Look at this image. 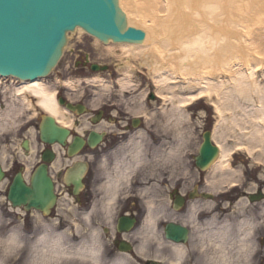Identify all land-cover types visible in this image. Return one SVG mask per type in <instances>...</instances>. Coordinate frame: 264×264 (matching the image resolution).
<instances>
[{
    "label": "bare ground",
    "instance_id": "bare-ground-1",
    "mask_svg": "<svg viewBox=\"0 0 264 264\" xmlns=\"http://www.w3.org/2000/svg\"><path fill=\"white\" fill-rule=\"evenodd\" d=\"M120 6L127 15L129 26L140 27L139 29L145 33V38L140 43L116 44L113 42L104 45L106 54L118 58L122 63L121 68H125L124 78L116 82L120 88L121 99L128 106H132L135 102L132 91L137 88L133 75L142 71V68L147 69L149 76L152 77L154 94L165 105L161 111L160 122H163L159 125L161 132L164 133L168 130L166 133L168 136H172L171 140H175L178 142L177 144L181 145L191 136L190 132L184 131V124L189 121L188 113L191 108L199 105L203 100H206L214 108L219 120L214 127L211 140L216 143L220 152L213 164L204 169L205 171L199 169L201 175L206 176V173L210 172L209 176L207 174L206 191L214 198H217V195L221 194L220 192L223 190H228L230 187L235 189L237 184L241 185L242 179H244L241 172L243 174L244 168L253 167L255 171L263 169L264 0H120ZM77 31L83 34V30L79 28L67 33L63 57L68 49L70 35ZM95 40L97 44H100L98 39L95 38ZM131 58L137 61L138 71L135 70L136 67L132 66L133 64L131 65ZM101 67L104 68V66ZM96 72L105 73L106 70L100 68ZM87 81L94 87H104L106 90L111 87V83L108 84L102 75ZM79 83L80 81H78ZM76 84L72 81L62 83L68 89H75ZM0 94L4 96L5 100V105L2 102L0 105V167L2 169H0L2 171L0 185L7 180L5 172L7 167L4 162L6 152L3 149V143L5 141L6 146L8 140L6 137L4 138L6 134L4 131L9 130L15 124L13 123L14 116L22 111V107L19 109L18 104L27 109L34 108L35 116L37 111H40L53 118L56 124L69 130V137H65L64 144L74 140L76 144L80 145L76 148V153L71 152V149L62 152L64 150L59 147L62 145L61 142L44 148L45 142L41 138L40 128L38 131H28L26 138L32 141L30 149L27 152L23 151L20 144L23 140L16 148V150L19 149L18 157L20 159L18 162L21 161L26 167L24 175H21L22 180L31 183L30 176L33 174L31 169H34L32 165L37 163L38 168L45 165V171L52 176L51 179H55L54 192L56 190L59 193L64 182L73 187L72 181H75V178L81 174L86 177L88 175L86 172L92 170V181L95 186L91 189L93 195L91 199L92 201L96 200L93 208L82 212L79 219L90 225L93 221V213L100 210V213H103L102 219L107 221L105 227L112 231L113 238L120 237L121 239L110 248L114 253L112 258L106 259L107 245L98 230H92L89 237L83 239L84 228L79 223H74L73 226L78 225L75 230L67 228L64 231H57V227L60 229L61 221L58 225L54 224L55 226L49 227L44 218L37 214L44 225L43 230L35 237L31 249L40 256L37 257L40 264H60V261L64 263L65 260L67 263L76 262L77 264H135L139 263L141 258L148 259L155 247L158 250L151 257L152 263L155 261L154 264H187L189 252L184 245L189 243L191 238L187 236L186 240L184 235L176 233V236L173 235L169 240L167 235L171 234L176 226L191 227L194 225L197 206L192 204L188 207L190 217L176 219L173 214L167 216L166 212L163 213L156 205L158 201L155 196L156 191L153 189H156L157 185L151 184L148 179H145L151 176L152 172L149 171L153 170V166L152 164L148 166V159L144 158L145 150L137 141L148 135L147 129H144L143 125L145 124L148 128L150 125L153 126L150 121L156 119L154 113L148 116L146 109L142 106L143 103L134 107L136 113L132 119L133 127H130L131 120L127 119L129 125L126 122L123 123V130L118 133L119 130H115V127H111L107 122H102L105 115L101 116V122L93 124L94 126L91 125L92 122L88 121L90 116L84 121L86 114H89L86 113L89 109L88 105L80 107L81 111L77 112L69 110L68 105H61L58 100V90L47 83L45 78L25 82L15 77H0ZM5 97L7 98L5 99ZM33 100L36 101V105H33ZM153 100L150 101L153 102ZM76 103L81 106L79 102ZM71 105H74V102ZM5 107L6 109H3ZM16 107L18 108L16 109ZM107 117L111 120L110 122L115 121V117L108 115ZM147 118L149 121L146 120ZM114 134L125 140L112 153L114 155L118 151L117 153L124 157L110 160L112 154L110 152L106 155L102 153L99 161L92 165L85 166L79 162L82 161L83 150L87 146H96L108 135ZM92 137H98V141L94 143ZM166 141L162 137L160 145ZM173 141L171 145H173ZM14 146L11 145V149L6 150H13ZM127 147L129 148L126 149ZM108 148L109 145L104 147V151ZM238 150H240L239 156L247 157L244 158L246 162H244L243 168L240 167L242 170H235L233 167L236 162V158L233 156ZM63 153L67 155V158L62 155ZM174 153L175 149L172 146L169 147V151L163 159L167 157L168 161H173ZM125 161L128 162L125 164ZM68 165L69 167H67ZM97 166L100 168V174L96 173ZM137 170L139 172L136 174ZM140 172L145 173V180L140 179L138 182L140 188L137 193L135 192V195L147 197L151 194L150 196H152L148 197L150 200L146 203L140 216L145 219L141 220L140 228L131 235L125 230V233L122 230L115 233L114 228L115 225H118V218L123 223L135 216L132 214L131 218V210L127 214V211H118L117 207L121 200H131L128 197L133 195V192L131 193L129 190L135 185L133 181L135 178L144 177L139 176ZM11 178L12 182L18 177L12 176ZM172 178L166 177L170 183L165 184V188L178 192L183 185L175 186L169 180ZM77 182H80V179ZM124 188L127 190L126 194L122 193ZM257 189L255 186V189L250 193L248 190H244L245 196L242 205H260L263 202L264 190H260L262 194ZM8 196L7 193L6 199L10 202ZM68 196L70 201H74V197L69 193ZM66 197L67 194L60 197L55 194L54 206L50 211L57 206L59 208L61 201ZM250 198L254 201H251ZM166 200L169 202V199L166 198L162 199L163 203ZM209 206L211 207V204ZM11 207L18 211L25 209L24 206ZM71 208L68 209L75 212ZM114 209L117 210L115 216L113 215ZM131 209H134V206ZM260 212V219L263 222L261 226L264 227V206L260 207ZM176 214L179 215L180 212L178 211ZM252 219L254 218L243 216L242 219L234 223L229 220L225 221L221 227L218 226L215 215L207 220L205 225L208 227L206 229L208 233L202 234L201 232L200 234L199 255L201 260L198 264H252L251 257L257 255L253 241L255 224L259 225L255 219L254 221ZM13 236L20 241L28 240V237L25 236L20 237L17 234H13ZM80 236L79 242L73 241V238L78 239ZM175 237L177 239L173 240ZM260 239L263 241L264 235H261ZM129 242H133L136 246L131 252L127 248ZM164 247L170 249L169 256L164 255ZM258 252L260 254V251ZM133 255L134 257H132Z\"/></svg>",
    "mask_w": 264,
    "mask_h": 264
},
{
    "label": "rangeland",
    "instance_id": "rangeland-1",
    "mask_svg": "<svg viewBox=\"0 0 264 264\" xmlns=\"http://www.w3.org/2000/svg\"><path fill=\"white\" fill-rule=\"evenodd\" d=\"M140 28V27H137ZM100 42V41H99ZM113 43V42H109ZM120 44V43H116ZM104 45L102 42L100 44H97L94 37L91 35H88L83 31V34L80 32H74L70 35L69 44L67 46V50L65 52V57H63L62 61L59 63L57 68L53 71V73L45 79V81L49 84H51L54 88L56 87L57 90H64L67 92V96L72 99L74 102H81V101H88L89 103V114L84 117V121L88 119V117L92 114H94L96 111L104 110V114L107 116L115 117L116 121L110 122L107 117L104 118L102 122H107L111 127H115V130L122 131L123 128L121 127L123 123L128 122L127 119L131 120L133 119V115L135 112L134 107H138L143 103V107L146 109V112L148 116L152 113L156 115V119L150 121L152 125L148 128L145 124L143 125L144 129H147L148 135L143 136L144 138H140L137 142L141 143L143 149L145 150L144 158H147V164L148 166L152 164L153 170L149 171L152 172L151 176L149 178H145V173L140 172L139 177L135 178V181H133L134 187L132 189H129L132 194L137 193V190L140 188L139 183L140 179H148L151 184H156V189L153 190L156 191L155 196L157 197L156 205L159 207L163 213L166 212L167 216L174 215V218L181 219L186 216V218L190 217V211L189 206L192 204H195L197 206V209L195 210V218H194V225H191V239L189 243L185 244L184 247L187 248L189 252V259L187 264H198L201 260V256L199 255V251L201 248V238L200 234H207L208 227L205 225L206 221L209 220L211 217H214V215L217 218L218 226H222L223 222L230 221L231 223H234L235 221L242 219V217L247 216L248 218H254L259 225L255 224V233H254V243H255V253L257 255L259 254L258 251H260V254L257 256L251 257L252 264H264V240L261 241L260 236L264 235V227L261 226L262 219L260 207L264 206V200L263 202L259 204H251L249 205H242V202L244 201V190L250 191L255 189V186H257V190H264V167L263 169H260L259 171H255V168L250 169V173L246 175V181L245 178L242 179L240 191H230L231 194H233V200L231 201H222L223 203L218 202V197L213 198L212 200H204L201 198L200 192L197 196L194 197V199H190V202H188L186 208H184L179 215H177L176 210L171 206V204L166 200L164 203L162 199L168 198V194L170 191L165 188V184H169L170 182L166 180V177H173L172 179H169L172 181V184L175 186L177 184H183L184 192L183 194L189 195L192 193V190H201V182L199 181V178H201V174L199 173V170L195 166V157L198 155L199 147L203 141V134L208 131H214V127H216V123H218V118L216 117V113L214 111V108L210 106V104L203 100L199 105L194 106L189 111V121L184 124V131H188L191 133V136H189L183 144H177L175 140H171L172 136H168L166 133V130L164 133L161 132V129L159 125L163 124L161 121V111L164 108V102L159 101L157 97L154 94V85L151 80V76H149L148 70L143 69L142 71H139L138 73L133 75V78L136 82L137 88L136 90L132 91L135 97V102L132 104V106H128L123 99H121L120 95V88L118 85H116L117 80L124 78L123 74L125 71V68H121L120 61L118 58L110 56L106 54V50L104 48ZM89 58L91 60V63L99 64V65H107L109 66V70L105 73H97L91 70L90 64H85L86 59ZM131 60V65L134 66L135 70H139L137 67V61ZM140 61V60H138ZM121 71V72H120ZM102 75L107 81V83H111L110 89L106 90L104 87H94L88 84L87 80H94L97 78V76ZM11 81V80H10ZM72 81L76 84L75 89H68L66 86H63V82ZM78 81L80 83L78 84ZM57 82V84H56ZM9 84V83H7ZM56 84V85H55ZM7 97H5L6 99ZM151 99H154L153 102L150 101ZM81 100V101H80ZM128 100V99H127ZM4 96L0 94V105L1 102L3 105H5L4 102ZM35 103V102H34ZM150 103V104H149ZM19 109L22 107V111L19 112L18 115L14 116V121L11 128L9 130L4 131V138L6 137L7 145L5 146V141L3 145V149L6 152L5 155V164L6 169L9 170L7 172V180L5 183L0 185V235L7 236L9 234H17L20 235V237L25 236L28 237V240L23 241L24 245L26 246V250L30 249L33 255L37 258L38 253L35 251H32L31 247L33 246V242L35 241V237L38 233L43 230V223L41 222L40 218L37 215L36 211H32L31 213H27L23 209L21 211H18L17 209H14L11 207V204L7 201L6 196L8 193V187L11 184L12 176L14 175V170H12L13 165L15 168L20 166L18 163V160L20 159L18 157L19 149L18 145L20 141L23 139V135H26L28 131L32 132L33 130L38 131V126L41 122V118L43 115L40 111H37V115L34 114V108L33 109H27L18 104ZM16 107V109L18 108ZM3 109H6L3 108ZM133 110V111H132ZM35 116V117H34ZM118 119V120H117ZM149 121V119H146ZM88 121L91 123V120L88 119ZM111 123V124H110ZM157 124V125H156ZM91 125H93L91 123ZM95 125V124H94ZM93 125V126H94ZM113 125V126H112ZM142 128V129H143ZM156 130V131H155ZM11 131V133H8ZM134 131V130H132ZM29 132V133H30ZM163 134V135H162ZM110 135L109 139L111 142L116 143V146H119V144L125 140L120 138L118 135L115 136ZM168 136V137H166ZM162 137H164L167 141L165 143L161 144ZM11 138V140H10ZM173 141V145H171V142ZM11 145H15L13 150H6L11 149ZM175 149V157L173 158V161H168L167 157L163 159V157L166 155V153L169 151V147ZM127 147L126 149H128ZM238 150L236 154L233 156V158H236V163L233 166L234 169H241L243 168L244 158L237 154H239ZM103 151H96L94 152V156L96 159L100 158L102 156ZM118 152V151H117ZM115 153L114 155L111 154L110 160H115L117 157H124L122 154ZM247 156L246 154H244ZM239 156V157H238ZM169 158V157H168ZM9 159V160H8ZM128 159V158H126ZM8 160V162H7ZM99 160H95V162H98ZM154 161V162H152ZM128 162V161H127ZM125 161V164L127 163ZM94 163V162H93ZM37 164V163H36ZM36 164H33L32 167L36 166ZM102 168V167H101ZM112 169V168H111ZM142 171V168H140ZM32 170V169H31ZM100 168L97 166L96 173L100 174ZM114 170V169H113ZM178 170V171H177ZM242 170V169H241ZM24 171H26V167L24 166ZM16 172H19L16 171ZM139 172L137 170L136 174ZM13 174V175H12ZM135 174V175H136ZM209 176L210 172L206 173V177ZM250 176V178H249ZM135 177V176H134ZM180 177V178H179ZM243 177V175H242ZM144 179V180H145ZM209 180V179H208ZM148 182V181H147ZM208 182V181H207ZM94 184V183H93ZM132 184V185H133ZM150 185V184H147ZM250 185V186H248ZM239 186V185H238ZM244 188V189H241ZM182 189V191H183ZM224 189V188H223ZM152 190V191H153ZM127 190L124 188L122 193H127ZM261 192V191H260ZM149 194L142 197V203L138 205L140 208H144L146 203L150 200L148 197H152ZM169 199V198H168ZM144 203V205H143ZM211 204V207L209 204ZM123 204L122 201L118 203L119 207ZM73 206L72 204L66 200L63 199L61 201V206L53 212V214L48 217L44 218L45 223L49 226H55L58 225L61 221L60 229L57 227V231H64L67 228L74 229L80 224L84 228V237L83 239H87L89 237V234L92 230H98L99 234L102 235V238L104 239L105 244L107 245V252L105 254L106 259H111L114 253L110 250L112 245V231L111 235L105 232L106 230V223L107 221H104L102 219L103 213L101 212L98 214V211L94 212V218L92 221L93 225H87L84 220H80V215L82 214V208L78 207H69ZM74 209V211H71L68 209ZM119 207H117L118 211L120 210ZM80 209V210H79ZM69 210V211H68ZM191 210V209H190ZM116 209L113 211V215H116ZM254 219H252L254 221ZM74 221V222H73ZM55 224V225H54ZM62 227H65L61 229ZM82 230V229H81ZM72 236H74V233H72ZM81 240V236L78 239L73 238V241L79 242ZM114 240V239H113ZM26 242V243H25ZM258 247L259 250H256ZM164 255L169 256L170 249L167 247H164ZM156 250H158L156 247L152 249L150 257L151 258L154 254H156ZM254 250V249H252ZM77 251V249H76ZM27 252L25 253V255ZM111 255V256H110ZM134 257V255L132 256ZM37 258V259H38ZM263 259V260H262ZM65 260V259H63ZM70 260V259H69ZM73 260V259H72ZM168 260V259H166ZM108 261V260H107ZM14 264H24V257L21 256V258L14 262ZM60 264H77L76 262H70L67 263L65 260L64 263L60 261ZM84 264V263H81ZM134 264V263H132ZM135 264H141L135 263ZM251 264V263H250Z\"/></svg>",
    "mask_w": 264,
    "mask_h": 264
},
{
    "label": "water",
    "instance_id": "water-1",
    "mask_svg": "<svg viewBox=\"0 0 264 264\" xmlns=\"http://www.w3.org/2000/svg\"><path fill=\"white\" fill-rule=\"evenodd\" d=\"M78 26L105 44L110 40L140 43L145 38L142 30L129 27L119 0H0V75L31 81L49 75L63 55L67 33ZM100 68L108 69L92 66L93 71ZM60 104L64 102L60 100ZM68 109L74 111L75 107L68 104ZM40 130L42 140L48 144L61 142L64 145L69 135V130L57 125L49 116L43 117ZM203 138L196 158L201 170L209 167L218 155V148L211 142V133H205ZM92 141L96 143L98 137H92ZM79 145L76 144L71 152L76 153ZM45 170V165L37 168L30 186L24 183L21 175L17 176L8 196L13 206H24L28 211L35 209L46 215L51 213L55 194L53 181ZM183 202L179 199L176 208ZM176 233L184 235L186 240L189 236L187 228L176 226L167 237L171 239Z\"/></svg>",
    "mask_w": 264,
    "mask_h": 264
},
{
    "label": "flooded vegetation",
    "instance_id": "flooded-vegetation-1",
    "mask_svg": "<svg viewBox=\"0 0 264 264\" xmlns=\"http://www.w3.org/2000/svg\"><path fill=\"white\" fill-rule=\"evenodd\" d=\"M122 127H124V126H122ZM130 127H131V125H130ZM108 141L111 142L110 140H108ZM98 149H102V148H98ZM88 152H91V150L86 149L83 152V157L84 158L85 157L86 158L89 157ZM63 156L67 158V155L65 153L63 154ZM243 163H244V161H243ZM67 167H69V165ZM252 168L253 167H247V168H244L243 169V174H245V175H243L244 178L246 177V175H248L250 173V169H252ZM257 171L258 170H256V172ZM249 178H250V176H249ZM245 181H246V178H245ZM83 182H84L83 190L78 195L75 194V187L74 186L73 187L72 186H69L67 183L64 182L63 185H62V187H61V190L58 193V196L60 197V196H63V195H66L67 194V197H69L68 196V193H69L70 196L74 197V202L79 203L83 210H87L88 209V204H89L90 201H92L91 197L93 196L92 193L90 192V188H89V186H90L89 174L86 176V178L84 179ZM220 193L221 194H218L217 195L218 202H220V203H223L222 201H231L232 202L234 195L231 194L230 191L223 190ZM132 206H134V209H131ZM125 207H126L127 210H131L132 211V214H135L136 219H137V222H136L137 225L136 226L138 227L140 225V223H141L140 221H141V218L142 217H140V216L142 215V209L139 208L136 205V202H132V201L131 202H128ZM137 214H139V215L137 216Z\"/></svg>",
    "mask_w": 264,
    "mask_h": 264
},
{
    "label": "clouds",
    "instance_id": "clouds-1",
    "mask_svg": "<svg viewBox=\"0 0 264 264\" xmlns=\"http://www.w3.org/2000/svg\"><path fill=\"white\" fill-rule=\"evenodd\" d=\"M21 256L24 257V264H40L31 250H26V246L18 238L11 234L0 235V264H14Z\"/></svg>",
    "mask_w": 264,
    "mask_h": 264
}]
</instances>
